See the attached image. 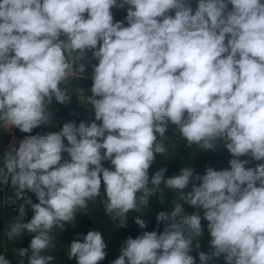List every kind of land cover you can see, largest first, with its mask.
Here are the masks:
<instances>
[{"label":"clouds","instance_id":"obj_1","mask_svg":"<svg viewBox=\"0 0 264 264\" xmlns=\"http://www.w3.org/2000/svg\"><path fill=\"white\" fill-rule=\"evenodd\" d=\"M125 6L114 21L112 9ZM88 52L98 61L91 96L71 87L84 78ZM73 95L94 119L30 134L53 124L54 101L67 106ZM169 125L186 148L214 152L222 143L229 167L150 175L157 155L176 151ZM13 128L29 135L0 158V192L11 189L3 204L18 209L3 237L34 234L28 248L13 250L18 264H55L56 232L89 214L90 202L126 228L128 214L143 215L152 196L163 203L165 189L175 197L156 215L163 230L129 236L111 264H197L194 250L199 264H264V163L248 166L264 161L262 0H196L195 8L192 0H0V130ZM141 215L134 222L145 229ZM106 248L102 232L90 230L67 255L99 264ZM0 264H10L4 254Z\"/></svg>","mask_w":264,"mask_h":264},{"label":"crops","instance_id":"obj_2","mask_svg":"<svg viewBox=\"0 0 264 264\" xmlns=\"http://www.w3.org/2000/svg\"><path fill=\"white\" fill-rule=\"evenodd\" d=\"M264 2V0H262ZM127 7L125 8H113L112 13L114 21H123L124 17L127 14ZM192 7H196V0H192ZM231 7V6H229ZM125 26L127 23L125 21ZM86 59V72L84 73V78L79 80H74L71 87H79L83 89L85 96H91L90 91L92 86V65L97 64L98 61L91 60V52H88ZM53 124L49 127L41 126L39 128L33 129L31 135L35 134H44L49 131H58L63 123L69 120H75L79 123L81 120H91L94 119V110L89 104L84 106L79 103L77 97L73 95L72 103L65 106L53 102ZM100 123V122H97ZM29 135L22 133L19 129L13 128L9 132L0 130V158L3 157L4 152L8 149L10 144L16 143L18 146V141L23 139L24 136ZM167 135L170 137V144L175 145V152L172 153L169 157H163L157 155L156 161L153 163L150 171V175L158 170L161 167L167 169L165 176L170 177L177 175L181 167L190 166L196 173L203 175L205 168L210 166L217 170H222L229 167V160L231 158L230 153L224 148L223 144L220 143L217 146L216 151H197L195 146L193 148H186L185 141H183L179 133L174 129V126L169 125V132ZM65 143H67L65 141ZM171 150V148H170ZM64 157L67 158V154H64ZM247 157H242L245 159ZM257 163H264V161H252L248 166L255 167ZM105 167H111L110 163L105 161L103 162ZM199 183V182H197ZM163 187V186H162ZM191 189V184L185 191ZM103 192V184L102 189ZM166 195L164 196L163 203H161L159 195L152 196L149 199V207L143 215L132 211L128 214V226L126 228H115L111 218L106 216L104 213L103 206L98 202L96 204L89 203L88 212L89 214L78 213L76 216L75 226L66 225L65 230L62 232H56L57 235V245L52 249L48 254L53 255L55 259V264H77L76 260L68 259L67 251L70 243L77 238L78 234H86L90 230H99L104 235L107 248H106V258L99 262V264H111V261L116 259L119 256L120 247L125 239L129 236L135 238L138 234L143 231H162L163 224L157 226L156 215L160 211H171L174 207L172 201L175 197V193L171 190L165 189ZM11 194V189L5 187L3 192H0V254H4L6 258L10 261V264H18L20 257L13 251L18 248H28L32 235L28 234L26 231L22 237L14 241H5L3 237V232L6 230V227L9 223L13 222L14 217L18 215V209L16 206H5L3 200L5 195ZM31 197L33 203H37L35 194L28 193ZM183 204V202H181ZM184 210L186 213L191 214L195 211L191 206L184 204ZM33 215V211L30 206H26V216L24 222L30 221ZM137 215H141V218L145 220L147 227L141 229L135 222L134 218ZM203 215V210H201V216ZM202 226L204 229V236L201 238L202 250L207 251L208 240L210 237L207 233V221L202 219ZM6 245V247H5ZM197 258V264H199L198 253L194 250L191 253ZM30 255V253H29ZM25 264H27V257L24 258ZM215 264H225L223 258H219L215 261Z\"/></svg>","mask_w":264,"mask_h":264}]
</instances>
